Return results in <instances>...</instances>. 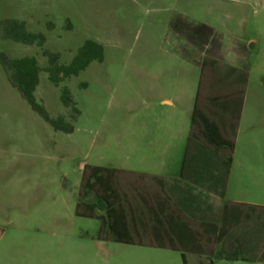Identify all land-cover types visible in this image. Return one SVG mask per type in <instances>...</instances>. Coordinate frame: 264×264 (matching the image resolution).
Wrapping results in <instances>:
<instances>
[{"label": "rangeland", "instance_id": "1", "mask_svg": "<svg viewBox=\"0 0 264 264\" xmlns=\"http://www.w3.org/2000/svg\"><path fill=\"white\" fill-rule=\"evenodd\" d=\"M250 2L226 8L247 11V20L252 13L248 35L259 46L249 67L257 82L264 79V1ZM165 20L139 0H0V264H183L176 252L110 241L98 209L94 218L78 215L86 167L135 172L156 162L149 158L156 148L150 123L160 109L158 75L181 68L166 56L176 42ZM11 21L42 35L44 46L6 38ZM88 41L101 46L102 59L56 86L44 53L69 66ZM27 57L40 68L36 102L50 118L64 117L73 133L56 132L11 83L5 65ZM64 88L76 119L62 104ZM245 166L264 168V159L253 156ZM263 220L254 218L253 227L264 247ZM213 264H264V252L258 261Z\"/></svg>", "mask_w": 264, "mask_h": 264}, {"label": "crops", "instance_id": "2", "mask_svg": "<svg viewBox=\"0 0 264 264\" xmlns=\"http://www.w3.org/2000/svg\"><path fill=\"white\" fill-rule=\"evenodd\" d=\"M139 1L165 15L176 42L166 56L181 68L158 75L149 158L156 162L116 178L134 246L179 253L187 264L228 261L216 256L235 250L258 261L264 247L253 219L264 206V168L245 165L253 156L264 159V79L255 82L249 67L259 46L248 35L252 13L247 20V11L226 8L256 0ZM197 100L222 139L234 144L231 155L208 144L202 126L192 135Z\"/></svg>", "mask_w": 264, "mask_h": 264}, {"label": "trees", "instance_id": "3", "mask_svg": "<svg viewBox=\"0 0 264 264\" xmlns=\"http://www.w3.org/2000/svg\"><path fill=\"white\" fill-rule=\"evenodd\" d=\"M5 37L14 42L25 45H37L43 47L45 39L42 35L28 32L26 24L18 21H11L5 30ZM45 56L50 57L51 67L47 70L50 80L59 86L63 80L69 79L84 71L95 59H102V48L94 42H86L79 51L73 62L69 66H58V57L47 52ZM9 72L11 83L19 90L21 95L29 102L30 106L40 113L53 127L56 132L71 134L74 131L73 125L69 124L64 117L50 118L45 109L40 106L35 99L34 93L39 85L40 68L38 61L34 57L16 59L5 65ZM61 101L64 107L71 108L74 112L73 118L79 115L73 99L67 89H63ZM192 135L202 126L203 136L206 142L217 149L227 148L230 155L234 151V144L225 141L220 136L214 123H211L200 111L198 100L191 118ZM191 142V138H190ZM231 164V157L228 159ZM120 172L103 167H86L83 173V194L79 204L78 215L82 217L94 218V210L104 212L103 231L109 235V240L118 244L134 245L124 210L122 209V199L116 188V178ZM93 194L94 200L86 201L88 196ZM260 216L264 215V208H258ZM263 219V218H262ZM264 221V220H263ZM264 224V222H262ZM263 227V225H262ZM255 234V232H254ZM255 243V240H254ZM174 248V247H173ZM184 264H187L185 256H182ZM216 258L228 261H248L257 260L255 255H249L243 250L233 252H221ZM262 259V258H260Z\"/></svg>", "mask_w": 264, "mask_h": 264}]
</instances>
